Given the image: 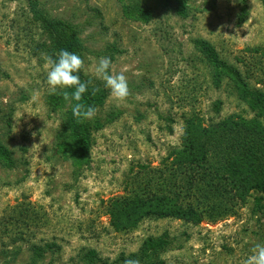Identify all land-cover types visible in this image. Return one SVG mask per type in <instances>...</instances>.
<instances>
[{
	"label": "rangeland",
	"instance_id": "374dc122",
	"mask_svg": "<svg viewBox=\"0 0 264 264\" xmlns=\"http://www.w3.org/2000/svg\"><path fill=\"white\" fill-rule=\"evenodd\" d=\"M38 1L0 0V146L12 158L0 156V264H124L129 258L243 264L256 244H264L262 191L225 209L210 191L198 192L197 179L187 198H194L197 223L146 218L120 230L109 209L112 198L143 188L164 168L193 114L209 126L237 112L254 116L227 77L215 85L212 50L197 49L194 40H209L221 59L264 88L258 78L264 76V0H248L242 23L240 0H188L186 18L176 14L175 0ZM135 5L151 8V18L143 19ZM37 13L77 28L88 89L106 93L94 118L84 120L92 137L89 156L72 143L64 146L72 111L57 95L67 88L49 92L43 59L58 58L57 42L70 28L50 30ZM101 57H110L111 70L127 77L126 99H114L96 78ZM151 236L167 238V248L136 256Z\"/></svg>",
	"mask_w": 264,
	"mask_h": 264
},
{
	"label": "trees",
	"instance_id": "16d2710c",
	"mask_svg": "<svg viewBox=\"0 0 264 264\" xmlns=\"http://www.w3.org/2000/svg\"><path fill=\"white\" fill-rule=\"evenodd\" d=\"M34 3L37 4L39 1L35 0ZM187 3L188 0H175L174 10L182 18L189 16ZM240 3L238 19L242 23L249 15V6L248 0H240ZM135 7L142 14L143 19L148 21L151 18L153 14L151 8L140 5L133 6ZM36 18L53 31L63 30L62 27L70 28L68 38L57 42L58 50L74 52L83 59L82 42L76 27H70L64 20L51 18L43 13H37ZM210 43L209 40H194L197 49L205 47L212 50L216 65L215 85L220 87L224 77H227L229 89L239 100L248 104L254 116L247 118L237 112L216 123H211L210 126L196 114L190 116L181 145L175 147L163 159L164 168L160 169L154 177L146 178L143 188H140L141 184L124 198H112L109 213L117 229H134L146 218H177L197 223L201 216L194 198L191 201L187 199L192 194V188L197 179L198 192L207 191L205 192L207 195L210 191L225 209H235L242 205L252 191L264 192V88L252 85L236 66L221 59ZM247 65L252 70L262 69L261 64ZM82 71L83 69L78 75L81 82H85ZM258 78L261 86H264V76L261 75ZM67 91L71 93L74 88H67ZM57 99L65 101L60 93ZM105 99V91L101 90L93 95L92 90L88 89L83 94L81 102L96 108ZM100 124L98 123L97 126ZM69 129L71 133L67 137L70 139L64 142V146L72 143V147L76 146L80 154L89 156L92 137L91 130L85 121H78L72 113ZM215 134L219 136V140L213 137ZM9 153L7 149L0 146V156L12 162ZM211 161L213 164L210 163ZM168 244L169 240L164 236H151L145 240L141 253L136 256L144 258L149 256V253L156 255L166 249Z\"/></svg>",
	"mask_w": 264,
	"mask_h": 264
},
{
	"label": "clouds",
	"instance_id": "9594fccd",
	"mask_svg": "<svg viewBox=\"0 0 264 264\" xmlns=\"http://www.w3.org/2000/svg\"><path fill=\"white\" fill-rule=\"evenodd\" d=\"M57 59L51 56L44 55L45 67L47 71V83L49 92L57 94L58 89L74 88V91L69 93L63 91L62 96L71 106L73 115L78 121L83 122L94 118L96 108L82 103V96L88 91L91 80L81 82L78 73L84 67V60L76 53L62 49L57 54ZM112 60L110 57H101L94 69L96 78L104 82V86L110 89L111 96L116 100L126 99L129 93L127 77L124 72L119 73L112 71ZM99 88L93 87L92 94L95 95ZM75 101V103H73ZM249 255L243 264H264V244H256L251 249ZM124 264H140L138 259H126Z\"/></svg>",
	"mask_w": 264,
	"mask_h": 264
}]
</instances>
